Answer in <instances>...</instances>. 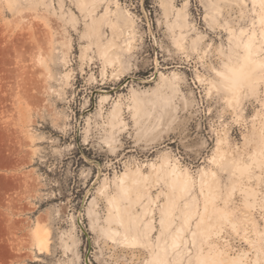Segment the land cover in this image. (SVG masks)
Segmentation results:
<instances>
[{
	"label": "rangeland",
	"instance_id": "374dc122",
	"mask_svg": "<svg viewBox=\"0 0 264 264\" xmlns=\"http://www.w3.org/2000/svg\"><path fill=\"white\" fill-rule=\"evenodd\" d=\"M0 264H264V0H0Z\"/></svg>",
	"mask_w": 264,
	"mask_h": 264
},
{
	"label": "bare ground",
	"instance_id": "6f19581e",
	"mask_svg": "<svg viewBox=\"0 0 264 264\" xmlns=\"http://www.w3.org/2000/svg\"><path fill=\"white\" fill-rule=\"evenodd\" d=\"M259 4H262V0H256ZM247 60H248V58H247ZM246 60V61H247ZM241 70L239 69L238 71H237V74H241ZM117 208V207H116ZM41 227V226H40ZM38 228H39V226H38ZM35 231V230H34ZM47 231V230H46ZM36 233H35V241H36V245L38 246V248L40 249V250H42V249H47L48 248V243H49V241H48V237H47V235L44 233V231L43 230H41L40 228L39 229H37L36 231H35Z\"/></svg>",
	"mask_w": 264,
	"mask_h": 264
}]
</instances>
